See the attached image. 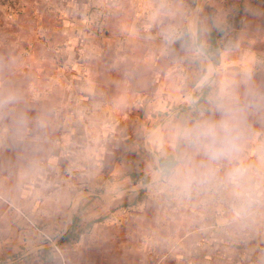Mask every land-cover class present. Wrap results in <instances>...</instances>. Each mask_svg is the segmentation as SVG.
I'll return each instance as SVG.
<instances>
[{
    "label": "rangeland",
    "instance_id": "rangeland-1",
    "mask_svg": "<svg viewBox=\"0 0 264 264\" xmlns=\"http://www.w3.org/2000/svg\"><path fill=\"white\" fill-rule=\"evenodd\" d=\"M263 65L264 0H0V264H264Z\"/></svg>",
    "mask_w": 264,
    "mask_h": 264
},
{
    "label": "clouds",
    "instance_id": "clouds-1",
    "mask_svg": "<svg viewBox=\"0 0 264 264\" xmlns=\"http://www.w3.org/2000/svg\"><path fill=\"white\" fill-rule=\"evenodd\" d=\"M186 135L203 147L211 160L227 158L236 150L237 136L227 120L197 125L187 130Z\"/></svg>",
    "mask_w": 264,
    "mask_h": 264
},
{
    "label": "trees",
    "instance_id": "trees-1",
    "mask_svg": "<svg viewBox=\"0 0 264 264\" xmlns=\"http://www.w3.org/2000/svg\"><path fill=\"white\" fill-rule=\"evenodd\" d=\"M185 35L188 37L189 39V44L192 43V34L189 32L188 29L185 30ZM213 39V38H212ZM212 44L214 47H219V45L217 44L216 41H214V39L212 40ZM214 63H217L215 60L213 61ZM159 162H160V172L162 173V175H167L169 174L177 165H178V160L176 158H174L173 156H170L168 159H164L162 157L159 158ZM129 177L130 180L132 182L133 185H138V184H147L150 182V177L148 174H146L145 172H131L129 173ZM73 228L75 229V224H76V218L73 220ZM96 222H98V220H94L92 222H90L89 226L95 224ZM74 229L67 234L66 239L68 241H71L74 238L78 237V234H76L74 232Z\"/></svg>",
    "mask_w": 264,
    "mask_h": 264
},
{
    "label": "crops",
    "instance_id": "crops-1",
    "mask_svg": "<svg viewBox=\"0 0 264 264\" xmlns=\"http://www.w3.org/2000/svg\"><path fill=\"white\" fill-rule=\"evenodd\" d=\"M239 68L240 67H237V69H239ZM261 71L264 73V65H263ZM8 187H10V185ZM15 190H16V192H18V195L20 196V190H18V188H16V185L13 184V182H12L11 188H8V189L5 187L4 183H2V184L0 183V197L4 200L6 197H9V195L11 194L10 191H12L15 195L16 194Z\"/></svg>",
    "mask_w": 264,
    "mask_h": 264
}]
</instances>
